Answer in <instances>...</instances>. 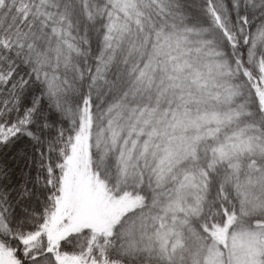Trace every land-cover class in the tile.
Returning a JSON list of instances; mask_svg holds the SVG:
<instances>
[{"label":"snow or ice","instance_id":"1","mask_svg":"<svg viewBox=\"0 0 264 264\" xmlns=\"http://www.w3.org/2000/svg\"><path fill=\"white\" fill-rule=\"evenodd\" d=\"M0 264H264V0H0Z\"/></svg>","mask_w":264,"mask_h":264}]
</instances>
